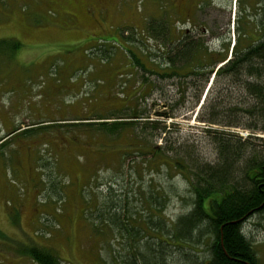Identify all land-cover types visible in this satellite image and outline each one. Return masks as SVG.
<instances>
[{
  "label": "rangeland",
  "instance_id": "obj_1",
  "mask_svg": "<svg viewBox=\"0 0 264 264\" xmlns=\"http://www.w3.org/2000/svg\"><path fill=\"white\" fill-rule=\"evenodd\" d=\"M215 1L223 5L228 0ZM229 13L222 7L218 12L205 9L202 17L196 15L197 24L222 33ZM151 18L164 19L170 31L168 45L164 40L145 38L153 54L175 47V35L181 36L188 28L184 0H0V40L12 39L21 45L9 61L0 58V139L16 128L22 129L0 147V232L5 235V239L0 238V264H34L26 253L34 246L53 252L59 264H117L127 250H145V244L131 240L125 229L114 228V233L106 228L99 213L93 229L85 226L84 212L90 200L94 213L111 201L120 209V217L133 214V222L150 211L149 192L160 204L158 217L162 212L167 221L174 222L192 210L185 176L177 171L167 174L162 164L141 166L147 156L131 154L132 150L120 171L112 159L113 150L123 149L129 141L121 138L109 142L95 126L81 124L97 122V113L136 107L132 95L140 88L139 72L113 43L99 44L103 51H95L93 46L100 39L120 40L123 29L142 31ZM104 51H108V59L101 58ZM230 57L229 49L220 67ZM213 74L192 109L194 91L189 89L184 103H180L182 88L176 80L174 85L172 81L154 82L150 96L138 100V110L149 117L140 121L162 120L168 133L149 137V130H141L140 125L135 133L163 146V152L171 149L168 156L186 158L184 165L191 171L203 162L216 163L213 135L204 130L234 138L239 130L250 132L243 126L253 124L248 113L253 103L246 86L236 85L229 76ZM161 88L175 99L170 101L175 104L171 109L160 104ZM169 110L175 119L164 118ZM217 112L218 123H212ZM34 125H45V129L30 136H14ZM89 144L93 150L86 147ZM101 144L112 153L96 172L91 191L87 184L93 175L88 169H93L95 149ZM104 231L107 237L101 235ZM146 241L151 249L157 248L153 240L142 242ZM161 248L175 251L173 257L186 251ZM195 251L202 254L200 248ZM173 257L169 256L167 264H178Z\"/></svg>",
  "mask_w": 264,
  "mask_h": 264
},
{
  "label": "trees",
  "instance_id": "obj_2",
  "mask_svg": "<svg viewBox=\"0 0 264 264\" xmlns=\"http://www.w3.org/2000/svg\"><path fill=\"white\" fill-rule=\"evenodd\" d=\"M258 2H261L263 7L261 10L262 14L258 10L257 16L261 17L262 15L264 19V0H258ZM258 22L257 29L264 28V22H260V19ZM124 30H126L125 34L129 33L125 35ZM169 33L170 31L167 30L164 19L159 21L157 18H151L147 21L142 31L135 28L123 29L119 36L120 40H98L97 45L93 46L95 51L103 49L98 46L99 44L113 43L115 47L117 46V48L124 51L130 61V65L139 72L142 81L140 82L138 93L132 95V100L136 102V107H128L127 105L120 109H110L105 114L97 113L94 118L97 122L81 124L95 126L98 133L106 137L109 142L124 138L130 144L133 143L132 145H125V148L121 147L123 149L113 150L115 153L112 159H114L115 165L118 166V163L120 164V168L116 166V169L122 170V162L125 156L129 154V150H132L133 153L131 154L145 153L147 156L141 166L155 167L162 164L165 166L167 174L177 171L178 174L185 176L189 185L188 191L191 195V201L193 202L192 210L185 215L179 216L174 222L167 221L162 212L160 213L161 217H158L160 204L157 198L149 192L148 203L152 205V207L150 205V211H145L142 214V219L138 218V220L133 222V214H127L124 218L120 217V209H117V206L112 204L111 201H107L102 208L98 209V212L95 211L94 213L95 205L90 200L87 201V205H89L87 210L90 211V214H86L87 210L84 212L85 226L93 229L96 223V213H99L98 218H103V224L106 228L108 227L114 233V228L125 229L131 235V240L135 241L136 238L140 245L145 244V250L136 248L127 250L123 255L124 258H121L117 264H167L169 256L173 257L175 251L163 249L161 245L174 249H186L185 252L179 253L181 255L173 257L176 259L175 263L178 264H238L237 259L241 242L237 221L244 214V212H240V207L241 205L245 208L249 207L251 201H253L252 185L247 179L246 167L249 168L250 164L256 161L262 162L264 165V154L260 152L258 157L254 148L257 142L261 143L259 146L264 147V140L249 137L247 140L242 141L237 136H232L234 138H230L229 135L225 134L214 136L213 132L204 130V133L213 135V146L217 154L216 163L203 162L198 164L196 171H191L184 165L187 164L186 158L168 156V152H172L171 149L163 152L162 150L165 149L163 146L159 147L155 144L154 146L148 140L149 138L147 139V137L135 133L138 125L143 127L141 130H149V137L166 136L168 133L167 128L160 122L162 120L147 121L148 115L138 110V100L145 101L146 96H150L151 92L155 90L154 82L172 81L171 84H173L176 80L179 87L182 88L183 98L180 103H184V97L189 89L194 91L192 109L199 103L204 85L208 81L210 74L214 72L213 76L216 74L218 76H229L235 81L236 85L246 86L253 103L252 108L248 111L253 124H247L243 128L264 133V33L262 32L263 35L261 36L263 37L259 38L256 44L252 41L245 45L241 39H238L232 50L231 58L233 59L217 70L208 69V71L195 68L189 69L187 57L189 45L186 43V38L181 40L176 48L168 47L165 50H158V54H153L155 51L147 47L145 38L164 40L168 45ZM20 48L21 45L15 40L1 39L0 58L3 57L9 61L14 57L16 50L19 51ZM95 51L91 53H98ZM107 54L108 51H104L101 58L108 59ZM225 59V57L224 59L222 58V60ZM201 66L202 64H198L196 68ZM204 67H208V65L205 64ZM134 89L135 86H133ZM122 94H124L122 98L125 99L127 95L124 92ZM161 97H163L160 101L162 107L166 108L169 106L170 109L174 107L175 104H170V101L175 99L173 96L170 97L163 88H161ZM234 110L230 109V112H234ZM219 113L217 112L213 118L210 117L212 123H215V121L218 123ZM156 116L160 117L158 114ZM164 118L175 119L176 117L170 111L165 113ZM228 118L229 116L226 117V119ZM141 119L147 120L140 121ZM107 120L112 121L106 122ZM41 128L45 129V125L28 126L14 136L17 137L20 134L23 136L34 135L42 130ZM20 129L16 128L1 138L0 142L8 137L4 142L0 143V147H3L13 137L11 135ZM86 147L93 150L90 144ZM106 147V144H101L95 149L97 155L94 164H92L93 169H88L93 175L87 184L88 189H91V191H93L92 184L96 178V172L105 165L109 154L112 153L111 150H105ZM99 173H97V176ZM85 192L90 194L88 190ZM85 197L84 195L83 198ZM256 197L259 203L264 195H256ZM162 208H164L163 204L161 210ZM221 226H223V231H221ZM221 232L222 246L220 245ZM101 235L107 237L108 232L104 231ZM0 238L5 239L4 233L0 232ZM147 238L154 241L153 244L157 246L156 249L148 247L150 246L149 242H142ZM196 247L200 248L201 255H198V252L195 251ZM26 253L33 263L59 264L58 259L53 256L54 253L50 250L34 246L27 249Z\"/></svg>",
  "mask_w": 264,
  "mask_h": 264
},
{
  "label": "flooded vegetation",
  "instance_id": "obj_3",
  "mask_svg": "<svg viewBox=\"0 0 264 264\" xmlns=\"http://www.w3.org/2000/svg\"><path fill=\"white\" fill-rule=\"evenodd\" d=\"M185 1V19L187 27L181 36L175 37V48L178 43L186 38L188 43L187 57L189 61V69H218L222 63L226 61L222 60L226 57L229 49L230 55L238 39H241L246 45L248 42L257 43L259 38H262L264 28L257 29L259 22L257 19V11L262 14L261 2L258 0H228L223 5L215 0H184ZM233 4L234 11H231V5ZM258 6L260 8L258 9ZM220 7L228 10L229 18L224 23V32L218 31L217 33L210 31L209 28H200L197 24L196 15L202 17L204 10H210L212 12H218ZM178 8V7H177ZM260 22H264L263 16L260 17ZM261 25V24H260ZM198 28V30H197ZM247 28L245 31L244 29ZM261 40V39H260ZM231 46V47H230ZM233 58H231L232 60ZM198 64H202L201 67H197ZM207 64L208 67H204ZM227 65L226 63L224 66ZM260 134H264L261 131ZM249 137L254 139H262L257 134L251 133ZM248 139V138H247ZM245 139V140H247ZM242 141H245L241 139ZM244 143V142H243ZM261 143H256L254 146L259 157L260 152L264 154V147ZM260 147V148H259ZM254 157V156H253ZM264 165L262 162H254L250 164V167H246V176L248 181L252 185V200L249 207H240V212L244 214L239 218L238 222V234L240 237V246L237 262L238 264H264V197L258 203L256 195H264ZM221 226V231L222 230ZM220 245L222 246V232ZM242 245V246H241ZM242 249V251H241ZM244 253V254H243ZM28 257V256H27ZM29 258V257H28ZM17 263V261H16ZM36 264V263H34Z\"/></svg>",
  "mask_w": 264,
  "mask_h": 264
}]
</instances>
